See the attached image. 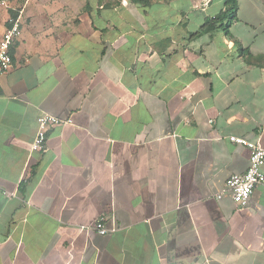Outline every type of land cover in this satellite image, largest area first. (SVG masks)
<instances>
[{"label":"crops","instance_id":"0c3cea01","mask_svg":"<svg viewBox=\"0 0 264 264\" xmlns=\"http://www.w3.org/2000/svg\"><path fill=\"white\" fill-rule=\"evenodd\" d=\"M23 0L0 77V264H264V0ZM50 129L33 150L38 118ZM264 172V167H263ZM104 220L109 232L100 235Z\"/></svg>","mask_w":264,"mask_h":264},{"label":"built area","instance_id":"2783aa9c","mask_svg":"<svg viewBox=\"0 0 264 264\" xmlns=\"http://www.w3.org/2000/svg\"><path fill=\"white\" fill-rule=\"evenodd\" d=\"M10 0H0L1 8H8ZM5 29L0 40V77L9 72L12 68L11 48L21 35V23L18 18L9 16ZM72 123L49 114H42L38 118V133L33 144V150L43 152L47 145V135L50 129L61 124ZM232 142L245 145L250 151V167L245 174L233 175L224 186L223 191L217 196L221 198L224 193L231 194L234 202L239 206H246L255 188L264 184V147L253 142H247L242 138L231 137ZM96 229L100 235H106L109 230L104 220L96 223Z\"/></svg>","mask_w":264,"mask_h":264},{"label":"trees","instance_id":"16d2710c","mask_svg":"<svg viewBox=\"0 0 264 264\" xmlns=\"http://www.w3.org/2000/svg\"><path fill=\"white\" fill-rule=\"evenodd\" d=\"M11 1L12 0H10V2ZM225 6L226 10L224 12L219 14L215 19L207 20L201 33L211 32L216 29V25H218L219 23L223 24L224 21L227 20V24L223 29L228 33L231 23L237 19L238 2L237 0H226ZM13 17L16 18L15 15Z\"/></svg>","mask_w":264,"mask_h":264},{"label":"rangeland","instance_id":"374dc122","mask_svg":"<svg viewBox=\"0 0 264 264\" xmlns=\"http://www.w3.org/2000/svg\"><path fill=\"white\" fill-rule=\"evenodd\" d=\"M12 1H15L17 4H20L23 2V0H12Z\"/></svg>","mask_w":264,"mask_h":264}]
</instances>
